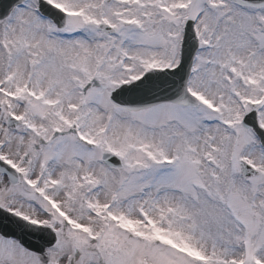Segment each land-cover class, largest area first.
I'll return each instance as SVG.
<instances>
[{"label": "snow or ice", "instance_id": "6c2138e0", "mask_svg": "<svg viewBox=\"0 0 264 264\" xmlns=\"http://www.w3.org/2000/svg\"><path fill=\"white\" fill-rule=\"evenodd\" d=\"M0 264H264V0H0Z\"/></svg>", "mask_w": 264, "mask_h": 264}]
</instances>
